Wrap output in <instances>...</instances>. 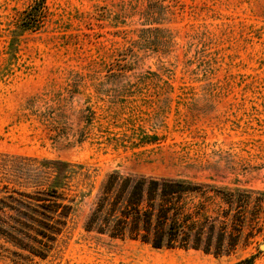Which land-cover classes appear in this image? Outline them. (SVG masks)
Segmentation results:
<instances>
[{
	"label": "rangeland",
	"instance_id": "374dc122",
	"mask_svg": "<svg viewBox=\"0 0 264 264\" xmlns=\"http://www.w3.org/2000/svg\"><path fill=\"white\" fill-rule=\"evenodd\" d=\"M36 1L0 0V264H264V213L222 256L85 227L113 171L264 200V0H45L19 30ZM45 160L82 166L59 197Z\"/></svg>",
	"mask_w": 264,
	"mask_h": 264
},
{
	"label": "trees",
	"instance_id": "16d2710c",
	"mask_svg": "<svg viewBox=\"0 0 264 264\" xmlns=\"http://www.w3.org/2000/svg\"><path fill=\"white\" fill-rule=\"evenodd\" d=\"M44 4L45 0H37L25 10L18 29L40 28L47 12ZM59 127L54 125L55 130ZM148 137L150 141L157 139ZM44 163L51 164L55 174L50 188L42 191L53 197L63 195L67 179L82 169L80 164L64 160ZM252 193L188 177L132 176L113 171L104 180L85 227L156 248H194L217 256L230 255L244 238L254 234L264 213V200L253 198ZM42 199L46 200H37ZM33 253L44 257L39 250ZM257 259L258 253H254L233 264H256Z\"/></svg>",
	"mask_w": 264,
	"mask_h": 264
},
{
	"label": "water",
	"instance_id": "95a60500",
	"mask_svg": "<svg viewBox=\"0 0 264 264\" xmlns=\"http://www.w3.org/2000/svg\"><path fill=\"white\" fill-rule=\"evenodd\" d=\"M261 248L264 249V243L261 245Z\"/></svg>",
	"mask_w": 264,
	"mask_h": 264
}]
</instances>
